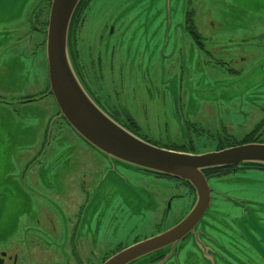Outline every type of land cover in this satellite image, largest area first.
<instances>
[{
	"label": "rangeland",
	"instance_id": "1",
	"mask_svg": "<svg viewBox=\"0 0 264 264\" xmlns=\"http://www.w3.org/2000/svg\"><path fill=\"white\" fill-rule=\"evenodd\" d=\"M36 1L0 0V30L8 32L7 30L9 29H15L14 38L4 41V44L9 42L14 44L10 50L11 54L8 55V50L3 44V47H0V61L5 64L2 65V69L0 68V96L9 98V100L20 99L28 95L34 96L49 90L46 36L52 0H41L38 3ZM97 1L102 7L100 9L95 8L89 14L90 19L85 30H82L80 25L78 26L76 20L72 23V50L77 64L80 61L78 54L83 50L85 54V49H91L92 46H95L96 50L98 40H100L97 34H100V28L105 21L111 18L115 20L111 22L115 23L117 27L114 42L108 43L106 40L103 45H99L97 48L105 51L104 62L106 66L104 67V74L111 75V69L108 67L111 58H108L106 50L109 46L118 42V50L114 55V75L116 77L126 73L125 69L122 68L125 64L128 66L129 72H134V75L140 77L148 69L147 65L142 66V62L145 60V64H148L149 59L152 57L153 62H151L149 67L151 74L153 76L157 72L160 74V67L163 80H168L170 83L171 93L179 96L178 82L170 81V71L172 70V61L179 57V53L174 50V47L175 41L181 37V31L177 30L176 27L181 28L179 24H182L183 20H185L184 16L186 14V18H190V22L192 25L194 24L193 29H195L200 42H194V38L189 34H185L187 53L188 55H193V61L189 59V63H194V59H196L201 62V65L205 66L207 64L205 60L209 58V55L205 53L206 50H209L220 64H223L222 62L226 60L238 69L243 65L242 72L245 73L241 78H234L233 81H229L230 77L223 76L221 74L222 70L208 65L207 68L202 67L201 70L195 72L193 85L200 86L203 84L207 88L206 90L213 91L215 94L211 93V96L207 97L209 93H202L201 95L197 93V97L202 101L200 104H198V99L196 100L192 95L190 99L191 105L189 106L191 108L202 106L201 109L213 108L216 110L214 122L210 123L213 128L208 129L206 125V129H201L195 136L196 150L207 153L233 145V143L239 142L243 138L242 136L255 125V118H251V115H256V118L260 117V112L264 108V0ZM39 11L40 15L37 17L39 19L35 17L36 22L32 23L34 16ZM28 17L29 20L31 19L29 25ZM81 39H84L83 45L80 43ZM252 44L253 48L256 49L255 52H258L257 62L256 60L247 61L248 57H252ZM213 45L217 46L213 47ZM159 54L163 57V63L154 65L153 63L159 58ZM242 56L245 57L244 64H241L240 61ZM211 58L214 59L213 56ZM248 63L252 66L256 63L258 64L256 67H252L248 66ZM209 67L213 70L209 69ZM225 67L227 68V73L231 74V71L228 70V68H231L230 64ZM233 73L240 74L238 72ZM186 74L184 82L187 87L190 84V71H186ZM200 77H202L201 80ZM220 80L226 81L225 84L219 82ZM101 86L103 94L107 96L112 89L110 81L104 82ZM84 87L88 91L85 85ZM255 87L257 88L254 89L256 90L254 95L249 96V91H253L252 89ZM38 100L20 104L17 110L12 108L11 105L6 106L8 104L0 103V219L8 221L10 224L8 227L10 233L3 238L4 246L24 240L26 229L29 227L44 230L46 233L45 237H43L44 240L49 241L52 239L51 243L55 241V231L48 226L49 215L47 212L53 214L57 212L56 208H64L65 212L69 214L75 210V206L69 205V199L66 195H62L72 191V187L69 185L72 180L71 177L74 176L72 172L79 171V180L83 182L84 177L87 185L92 177L94 179L100 176L105 162L110 165L105 172V175L108 176L114 174L118 179H126L127 177L121 173V168L129 172L131 177H136L132 174L133 172L140 173L139 170H133L117 163L113 165L100 152L85 143L73 131L71 126L67 125L63 120L64 118L59 116V109L52 97ZM147 105L150 106L149 108L152 112L155 108L164 106L161 101L152 100L148 101ZM252 106L259 110L258 114ZM133 109L137 111L134 113L137 114L136 117H139V104H136ZM191 111L194 112V110ZM57 114V119L58 117L63 119L54 123L56 120L54 116ZM51 116L52 125L47 134L52 152L51 156H49L48 167L51 169L55 165L52 168L54 169L57 163L59 165L62 160L61 168L57 174L54 173L55 175L51 176L53 181L52 185L49 184L52 186L50 187L51 189L47 188L49 186L42 182L38 176L36 181L34 180V185L50 201L54 200L55 207L35 192L32 194L27 193L31 197L30 199L24 191L27 187L25 184L27 178L21 176L25 181L23 182L21 178L19 180L12 179L9 175L10 183L14 185L15 189H17L16 191H10L5 182V173L7 171L12 167H16L18 173L22 174L26 163L33 160L34 156L38 154L40 144L44 141V126L47 125V121H49ZM219 118L223 120L226 128L219 129L217 122ZM118 124L121 125L120 123ZM160 124H153V130L150 131V135L157 137L159 145L169 147L170 145L167 144L170 143V139L173 140L176 136H179L177 139L178 143L184 141V137H180L181 134L185 135L183 129L184 133L180 134L176 126L170 122L168 130L171 131V136L166 137L160 129ZM156 126H159V130L154 128ZM123 127L127 129L125 126ZM127 130L130 131L129 129ZM261 130L263 129L261 128ZM130 132L133 133L132 131ZM194 133H197V131ZM250 133L254 137L256 131L252 130ZM133 134L136 135L135 133ZM69 145L77 146L80 150L82 166L74 163L76 162L74 155L66 157V152H64L63 148ZM245 165L260 167L253 164ZM27 181L30 182L29 180ZM108 183L110 181L103 180L102 186L104 189ZM134 183L138 186L137 182ZM119 184L120 186L124 185L121 181ZM127 184L129 185L128 193L137 192L131 181L127 182ZM147 184L152 188V190L151 188L148 189L147 193H149L148 195L153 203H160L165 194L170 196L176 193V185L169 179L153 178L147 180ZM208 184L215 192L227 194L234 200L241 202L255 201L256 203L264 204V172L259 169L245 170L237 176L231 174L221 179L211 178ZM22 190L24 191L23 193ZM139 196L141 197V195ZM22 199L25 201L22 202ZM103 199L110 207L100 226L93 230L95 238L100 240L102 247L112 244L115 236L123 240L122 242L131 244L137 236L145 237L153 232L156 218H154V214L149 209L143 211V209L138 208L135 213H132L123 207L124 202H122V199L116 198L115 200L113 194L110 196L105 195ZM228 201L231 202L232 206H235L233 201ZM176 203L177 200L173 203L172 210L176 208L174 206ZM160 204L164 205L162 202ZM231 204L227 207H230ZM233 211L236 212L239 209L234 207ZM113 212L115 213L112 218ZM96 225L95 223L94 226ZM88 242L93 246L91 240L88 239ZM252 244L256 247L254 241H252ZM24 246L25 244L21 243V249L18 250L17 246L15 250L20 252V258L25 264H39L42 262V259L38 257L36 259L30 258L27 252L24 253L22 250ZM81 250L85 252V247L81 248ZM243 251L252 253L255 262L250 256L245 257V253L241 252L244 260L254 264H261V260L250 249ZM153 252L140 257L132 264H163L156 262L157 260L151 261ZM101 254L102 252L99 253L98 257L91 259V262L93 264H102L105 259L100 257ZM81 260L83 264H90L86 255L81 256ZM182 261L186 263L191 260L182 258ZM192 264L198 263L192 262Z\"/></svg>",
	"mask_w": 264,
	"mask_h": 264
},
{
	"label": "flooded vegetation",
	"instance_id": "2",
	"mask_svg": "<svg viewBox=\"0 0 264 264\" xmlns=\"http://www.w3.org/2000/svg\"><path fill=\"white\" fill-rule=\"evenodd\" d=\"M40 1L41 0H37L36 3ZM101 7V4L97 0H83V2L76 9L74 15L78 26L80 25V28L85 30L90 19L89 14L94 11L95 8L100 9ZM40 11L34 16L32 23L36 22L35 17L37 18L40 15ZM184 19L185 20H183L182 24H179L181 28L176 27L177 30L181 31V37L179 40L175 41L174 47V50L179 53V57L172 61V70L170 71V81L178 82L179 96L171 93L170 83L168 80H163L160 67V74L159 72H157L154 76L151 74L149 67L151 62H153L152 57L149 59L148 64H145V60L142 62V66L147 65L148 69L143 72L140 77L134 75V72H129L126 64L122 67L125 69L126 73L116 77L114 75V55L118 50V42L115 45L112 44L106 50L108 58H111L108 65L109 69H111V75L104 74V67L106 66L104 62L105 51L97 48L99 45H103L106 40L108 43L114 42L117 27L115 23L111 22L115 21L111 18L105 21L100 28V34H97V37H99L100 40H98L97 43L96 39V50L95 46H92L91 49H85L86 54L84 50L79 53L78 55L80 61L78 64L75 62V68L83 84L87 87L89 93L97 104L118 123L125 126L141 139L161 147V145L158 144L159 141L156 139L157 137L150 135V131L153 130V124L159 125L161 123L162 125L160 124V129L166 137L171 136V131L168 130L170 127L169 123L171 122L174 126H176V129L180 134L184 133L182 129L185 131V135L181 134L180 136L181 138L182 136L184 137V141L178 143L177 139L179 136H176L175 139H170V143L167 145H170L169 147L178 146V148H181L179 151L202 153L197 151L195 148V136L199 131H201V129L205 130L206 125L208 129L213 128L210 123L214 122L213 120L215 118L216 110L213 108L201 109L202 106L194 107V109L189 106L191 105L190 99L192 98V95L196 98V100L198 99V104H200L202 101L197 97V93L198 95H201L202 93H209L210 95L208 94L207 97H210L211 93H214L213 91L211 92L206 90L207 88L204 87L203 84L200 86L193 85L195 72L201 70L202 67L207 68L208 65L222 70L221 74L225 77H230L228 79L229 81H233L234 78H241L245 73L242 72L244 67L243 65H241V68L238 69L226 60L222 62L223 64H220L218 59L209 50H206L205 53L209 55V58H206L205 60L207 63L205 66L201 65V62L196 59H194V63H189V59L193 61V55H188L187 53L185 46V34H189L192 38H194V42H200L198 38H195L193 35L195 29H193L194 24L192 25L190 22L191 19L186 18V14ZM30 23L31 19L29 20L28 17V25ZM7 31L8 32H2L0 30V34H5L0 35V47H3V44L8 50L9 55L11 54L10 50L13 48L14 44L11 42L4 44V41L14 38L15 29H9ZM80 43L83 45L84 39H81ZM215 46L217 45H213V47ZM251 47L252 57H248L247 61L256 60L257 62L258 52H255L256 49L253 48V44ZM70 48H72L71 36ZM212 56L214 59L211 58ZM244 59V56L240 58L241 64H244ZM162 63L163 57L159 54V58H157L153 64L161 65ZM227 64H230V67L233 68H228V70L231 71V74L227 73L228 71L225 67ZM257 64L258 63L252 66L248 63V66L256 67ZM2 65L5 64L0 61L1 69ZM210 67L209 69H211ZM3 70L5 71V69ZM186 71H190V84L187 87L184 82V78L187 76ZM233 72H238L240 74H234ZM201 79L202 77H200V80ZM107 81H110L112 89L111 92L105 96L102 92L103 88L101 85ZM219 82L225 84L226 81L220 80ZM257 87L253 88V91H249L248 95H254V91H256L254 89ZM46 93L47 92L44 91L42 94L23 96L20 99L13 100L0 96V103L8 104L6 106L11 105L12 108L17 110L20 104L37 101V98L43 97L40 100L47 97L53 98L51 95L45 96ZM151 100L161 101L164 106L155 108L152 112L149 108L150 106L147 105L148 101ZM136 104H139V115L141 118L139 115V117H136L137 114H134L137 112L133 109ZM252 108L257 114L259 113V110L255 106H252ZM191 110H194V112ZM58 114L54 117L56 118ZM260 114L261 116L257 118L256 115H251V118H255V125L249 130L256 131V138L254 136L255 140L259 139V141L264 142V108ZM51 118L52 116L49 121H47V125L44 126V141L40 144L38 154L34 156L33 160L26 163L24 168L25 170L22 174L18 173L16 167H12L9 171H7L5 173V182L10 191H16L17 189H15L14 185H11L10 183L9 175L12 179L19 180L21 178L22 181L25 182L21 177L23 176L24 178H27L25 182L27 187L24 190L26 194H32L35 192L48 200L50 205L53 204L54 206V200L50 201L45 195L41 194L34 185V180L36 181V177L38 176L42 182H45V184L49 186L47 188L52 187L50 186L53 184L51 176L55 175L54 173L57 174L61 168L60 166L62 160L59 162V165L57 163V166L54 169L52 168L55 165L51 169L48 167V160L50 159L49 156H51L52 152L47 134L52 125ZM60 119L63 118H56L54 123ZM63 120L66 122L65 119ZM217 122L220 130L222 128H226V125L221 118H219ZM67 125L69 124L67 123ZM154 128L158 129L159 126ZM261 128L263 130H261ZM196 131L197 133H194ZM250 131H247V133L242 136L243 138L239 140V142L233 143V145L243 143L246 139L245 137L250 134ZM163 147L168 146L163 145ZM63 150L66 152V157L68 155H74L76 157V162H74L75 164H80L78 166L83 165L80 150L77 146L74 147L73 145H69L63 148ZM109 167L110 165L105 162V166L102 169L103 172L99 171L102 173L94 179L92 177L88 182V185L84 180V177L83 182L79 180V171L72 172L74 173V176L71 177L72 180L69 182L70 187H72V191L63 193L62 195H66L69 199V205H73L76 208L69 214L65 212V209L62 207V209L56 208L55 210L57 212L53 214L47 212L49 215L47 220L49 224L48 226L53 228L56 235L55 241L52 243V239L49 241L46 239L44 240L43 237L46 235L44 230L29 227L26 229L28 233L26 232L24 235V240L21 242L9 243L8 246H4L3 238L8 236L6 234L10 233V231H8L10 224L8 221L0 219V264H25L20 258V252L15 250L17 246L18 250L21 249V243L25 244L22 250L24 253L27 252V255L30 258L36 259L38 257L39 259H42V262L39 264H83V261L81 260V256L83 255H86L88 261H90L89 263L93 264L91 259L98 257L100 252H102L100 257L107 260L114 254L131 245L170 231L183 219H185L196 205V191L188 183L180 181L176 178L146 171H140V173L133 172L132 174L136 177H131L129 172L123 168H121V173L127 177V180L125 178L118 179L114 174H111L110 176L105 175V172ZM251 169H259L261 172H264V168L262 167L245 165L242 167H228L215 170L210 173H205V176L209 182L211 178L221 179L222 177L229 176L231 174L237 176L240 172ZM153 178L169 179L176 185V193L170 196L165 194L160 201V203L162 202L164 205H161L159 202L153 203L152 199L148 195L149 193H147V190L151 188V186L147 184V180H151ZM104 179L110 181L105 189L102 186ZM120 181L123 182V186H120ZM129 181L133 183L137 192L128 193L129 185L127 182ZM134 182H137L139 187ZM157 189L160 191L159 188ZM24 191L22 190V193ZM210 191V205L207 207L202 216L192 225V227L189 228L180 241L170 243L165 246L163 245L154 251L151 255V261L157 260L156 262H161L163 264H192V262H197L198 264H254L253 262L250 263L247 260H244V257H242L241 254V252L245 253L243 250L250 249L253 254L261 260V264H264V204L256 203L255 201L241 202L234 200L227 194L215 192L211 187ZM104 194L106 196L113 194L115 200L116 198H121L122 202H124L123 207L129 212L131 211L132 213H135L138 208L143 209V211H147L149 209L150 212L154 214V218H156L154 220L155 227L153 232L145 237L137 236L131 244H126V242H122L123 240H120L118 236H115L112 244L107 247H102L100 245V240L95 238L93 230L100 226L107 215V210H109L110 207L104 202ZM131 195L132 197H130ZM139 195H141V197ZM176 200L177 203L174 205L176 208L172 210L173 203ZM228 200L233 201L235 206H232L231 202ZM23 201L25 200L22 199V202ZM229 204H231V206L227 207ZM234 207H237L239 211L234 212ZM114 213L115 212H113L112 218L114 217ZM95 223L97 224L96 226H94ZM88 239L92 241V245L94 247L89 244ZM252 241L255 242L256 247H254ZM83 247H85V252L81 250ZM41 255H43V257H41ZM244 256H250L255 262L252 253H245ZM182 258L189 259L191 261L184 263Z\"/></svg>",
	"mask_w": 264,
	"mask_h": 264
},
{
	"label": "water",
	"instance_id": "3",
	"mask_svg": "<svg viewBox=\"0 0 264 264\" xmlns=\"http://www.w3.org/2000/svg\"><path fill=\"white\" fill-rule=\"evenodd\" d=\"M80 1L52 0L46 36L49 90L45 96H53L59 116L113 165L176 178L191 185L197 194L193 210L173 229L131 245L102 263L132 264L163 245L180 241L202 216L211 200L205 171L245 164L264 166V143H245L194 154L156 146L119 125L86 90L71 57L69 31Z\"/></svg>",
	"mask_w": 264,
	"mask_h": 264
},
{
	"label": "trees",
	"instance_id": "4",
	"mask_svg": "<svg viewBox=\"0 0 264 264\" xmlns=\"http://www.w3.org/2000/svg\"><path fill=\"white\" fill-rule=\"evenodd\" d=\"M82 2H83V0L80 1L79 5H80ZM79 5L77 6V8L79 7ZM77 8H76V9H77ZM75 11H76V10H75ZM74 15H75V13H74ZM74 15H73V18H72V21H71V25H70V31H69V45H70V36H71L70 33H71V29H72V23H73L74 20H75V16H74ZM193 35H194L195 38H198L196 32H193ZM70 53H71V57H72L73 63H74V65H75V59H74V56H73V50H72V48H70ZM245 138H246V139L243 141V143H240V144H245V143H255V142L264 143L263 141L255 140L254 137H253V135H252L251 133H250L249 135H247ZM238 145H239V144H238ZM229 146H234V145H229ZM229 146H227V147H229ZM161 147H163V146H161ZM163 148L171 149V150H177V151L181 150V148H178V147H163ZM260 167L264 168V166H260ZM225 168H228V167H225ZM219 169H223V168H219ZM219 169L208 170V171H205V173H210V172H213V171H215V170H219Z\"/></svg>",
	"mask_w": 264,
	"mask_h": 264
}]
</instances>
